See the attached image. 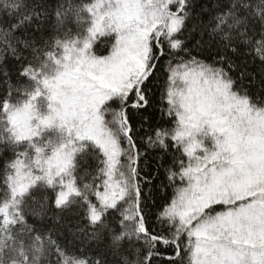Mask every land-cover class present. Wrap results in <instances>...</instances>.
<instances>
[{
	"label": "snow or ice",
	"instance_id": "snow-or-ice-1",
	"mask_svg": "<svg viewBox=\"0 0 264 264\" xmlns=\"http://www.w3.org/2000/svg\"><path fill=\"white\" fill-rule=\"evenodd\" d=\"M49 9L0 0V153H11L0 166V264H264V0L218 3L207 24L203 0ZM103 39L111 45L97 54ZM253 53L256 74L240 63ZM165 57L160 112L171 126L140 136L141 151L140 113ZM148 148L164 154L159 167L172 154L158 226L144 197L153 174L139 164ZM73 209L86 221L68 227L79 246L57 231V213Z\"/></svg>",
	"mask_w": 264,
	"mask_h": 264
},
{
	"label": "trees",
	"instance_id": "trees-1",
	"mask_svg": "<svg viewBox=\"0 0 264 264\" xmlns=\"http://www.w3.org/2000/svg\"><path fill=\"white\" fill-rule=\"evenodd\" d=\"M62 2H64V0H49L50 12L52 11V9L55 8V6L58 3H62ZM82 2H87V0H71V3L74 6ZM218 3H227V0H203L204 7L209 9V12L203 16V20L206 24L211 21L212 16L215 14L211 9L213 8L214 5H217ZM50 22L54 23V16L51 17ZM69 26L72 27L74 34L77 31L75 25L72 24ZM204 39H208V37L205 36ZM110 45H111V39H103L98 44L95 51L97 54H107V49L110 47ZM0 48H3L2 43H0ZM193 54L195 55V53ZM5 56L8 57L6 60V67L8 69H11L13 73L12 82L16 83L18 82V73L16 71L18 66L16 65V62L13 59H11L10 52H5ZM254 56L255 53L246 56L242 61H240L241 64L244 63L247 64L248 66L247 70L249 73L252 74L258 73L260 68V61L259 59H254ZM2 58L3 57H0V59ZM200 58L203 59L204 57H200ZM166 61H167V57H165L161 61V67L157 73V77H154L152 81H149V87L151 88V95L153 100L152 106L142 111V113H140V115L147 116L149 119V123H145L143 125V131H141L139 135L136 137L137 142L141 145V151L145 150V144L143 141L140 140V136L146 137L148 134H151L152 130L157 126H163V127L171 126L170 119L166 116L162 118L160 112L161 108L166 107V104L160 103V93L163 90L167 78V73L165 71ZM232 75L235 77L237 75V72H233ZM19 82H23V81H19ZM244 85L247 87L249 85V80H245ZM6 88H7V84L5 83L4 79L0 77V95L5 93ZM260 90H261L260 77L259 75H256L255 81L251 84L250 91L253 93L260 94ZM160 155H164V154L148 148L147 155L144 156L139 162L140 168L142 169V173H141L142 175H148L149 173L153 174L151 177L152 182L144 186V197H145L146 210L149 212L150 221L155 222L157 226H158V222H156L157 214L163 210L164 206L170 201V199L174 194V188L172 185L169 184L168 180L166 179V174L164 172V168L168 167V165L171 164L172 162V154L169 153L165 155L163 161V167H159L160 161L158 160V157ZM9 156H11V153H8L7 156H5L3 153H0V166H2L3 162ZM158 167H159V172H157ZM0 171H2V167H0ZM34 207L35 205H33L31 201H28L25 204L26 213H29L31 209ZM76 212L77 210L73 209L70 212L57 213V215L64 217V222L57 228V231L64 233V235L68 238V240L72 241L73 244L79 246V242L72 240V237L68 234V227H75L78 221L80 222L81 227H83L86 224V221H82L81 215H77ZM28 219L30 223L35 222L31 215H28ZM46 223L50 224L49 221H46ZM52 259L54 260V258ZM43 264H48V261L45 260ZM112 264H120L119 256L112 258ZM182 264H186V259L185 261L182 262Z\"/></svg>",
	"mask_w": 264,
	"mask_h": 264
},
{
	"label": "rangeland",
	"instance_id": "rangeland-1",
	"mask_svg": "<svg viewBox=\"0 0 264 264\" xmlns=\"http://www.w3.org/2000/svg\"><path fill=\"white\" fill-rule=\"evenodd\" d=\"M124 146L126 147V142H125ZM122 162H123V160H122ZM223 210H224V208L222 206H216L215 207V211H223Z\"/></svg>",
	"mask_w": 264,
	"mask_h": 264
}]
</instances>
